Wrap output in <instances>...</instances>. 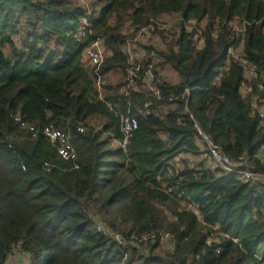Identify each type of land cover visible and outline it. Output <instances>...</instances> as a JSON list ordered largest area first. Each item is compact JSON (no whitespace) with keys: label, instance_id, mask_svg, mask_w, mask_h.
I'll list each match as a JSON object with an SVG mask.
<instances>
[{"label":"trees","instance_id":"1","mask_svg":"<svg viewBox=\"0 0 264 264\" xmlns=\"http://www.w3.org/2000/svg\"><path fill=\"white\" fill-rule=\"evenodd\" d=\"M89 6L0 0V264L17 245L29 264H264V189L199 162L206 152L195 128L264 171V0ZM170 15L181 19L175 40L141 61L144 72L150 54L160 56L159 95L141 79L126 94L125 46L136 35L126 30ZM98 41L103 93L84 61ZM241 60L256 68L250 93ZM127 110L138 126L123 149L115 112ZM47 128L65 134L75 158L60 154ZM182 155L197 160L177 165ZM108 230L156 238L123 250Z\"/></svg>","mask_w":264,"mask_h":264},{"label":"built area","instance_id":"2","mask_svg":"<svg viewBox=\"0 0 264 264\" xmlns=\"http://www.w3.org/2000/svg\"><path fill=\"white\" fill-rule=\"evenodd\" d=\"M90 3H91L90 1L82 0V5L88 9H90L89 6ZM86 25L88 24L86 23ZM180 25H181L180 22L177 24L174 23L165 24L162 22H157V23L153 22L150 25V28L154 29L153 31H158L168 35L175 36L179 31ZM125 33L127 35H132L133 33H136V35L133 38H130L128 40L125 46V53L126 56L128 57V62L130 65V68L128 69V76L126 81L127 83L125 87L126 94H128L131 90L135 89L137 81L141 79L143 84L148 90H151L156 95H159V89L157 87L159 78L158 75H156L157 73L156 71L158 70L157 69L158 63L162 62L160 56L156 53H153L150 56L151 62L146 67H144V72H142L143 66H141V62L137 60V56L139 53L138 39L140 37L139 36L140 33H138L137 35V31H135V28H130ZM104 56H105L104 50L100 41L94 43L90 48H88L84 55L85 64L91 70L94 81L96 83V87L100 92L104 87V80L101 74V67L104 62ZM241 64L244 68L245 71L244 76L246 78V81L242 83L241 88L243 92L250 93L251 88L248 86V82H251L253 79L257 77L256 68L246 60H241ZM262 78L264 82V75ZM254 105L256 106L255 101H254ZM108 106L112 111L114 110L113 105L109 104ZM187 112L188 111H186V113ZM260 112H261V116L264 118V109H261ZM115 113L117 117H119L121 120V132L124 136L123 141L119 143V145L123 149H126L133 131L137 129L138 126L137 120L135 117L131 115V112L129 110H127L126 112L116 111ZM191 118L193 117L191 116ZM195 128L198 134L200 135L202 143L204 144V150L206 152L205 156L209 158L217 168H220L227 174L237 175L240 179L250 184V186L255 188L257 191L262 192V190L264 189V171L261 172L255 168H251L245 161L233 160L228 155H226L222 151L220 146L215 144L212 141V139L208 135H206L197 124H195ZM45 134L47 135V137L50 138L52 142L59 143V152L65 159L75 158L74 149L72 148L69 141L66 139L65 134H63L60 131H56L52 128H47L45 130ZM258 158L264 164V145H262L259 148ZM177 159L175 160V162L178 165L179 163L177 162ZM95 226L97 230L101 232L104 229L105 224L100 220H97ZM107 232L108 235L112 239H114V241L117 242L118 245H120L123 250H128L131 246H135L136 242L148 244L149 242L155 240L156 238V233H150L143 235L141 237H131L130 241H127L123 236H121L118 233H115L111 230H108ZM172 237L173 235L170 233L161 235L162 243L167 244V240L171 239ZM217 252L219 253L220 251L218 250ZM23 255L25 256V258L29 259V256L22 252L20 245L15 246L8 256V263L12 262L17 257ZM127 257L128 254L124 253V260L127 259Z\"/></svg>","mask_w":264,"mask_h":264},{"label":"rangeland","instance_id":"3","mask_svg":"<svg viewBox=\"0 0 264 264\" xmlns=\"http://www.w3.org/2000/svg\"><path fill=\"white\" fill-rule=\"evenodd\" d=\"M73 4H79V2L81 3V0H70ZM79 1V2H78ZM90 1L91 0H87ZM96 1V0H93ZM96 7H99V4L96 5ZM158 21L165 23V24H177V23H181V19L178 15H170L167 17H163L162 19H159ZM194 23H189L187 28L191 29L193 27H195ZM205 26V22L203 24H201L199 27L200 28H204ZM130 29V28H129ZM154 29H151L150 26L148 27H144L141 28L139 31H137V35L139 34V39H138V56H137V60H139L140 62L144 59L147 60L149 58V55L147 58H145V56L147 55V49L148 48H152L154 49V52H160L163 51L165 52L167 50V44L170 43L171 41L175 40V36L174 35H168L162 32H158V31H153ZM127 31V30H126ZM136 31V29H135ZM198 46H201L200 43H197ZM236 55V54H235ZM151 56V54H150ZM232 56H234V54H232ZM172 77V76H171ZM173 78V77H172ZM120 76H113L112 79L110 78V80L108 82L111 81V83H118L120 81ZM103 93V90H102ZM186 158V157H184ZM208 159V160H206ZM181 160H183L181 157H179L177 159V162L179 163ZM192 161H196V158H191ZM200 161H205V163H207V165H212L215 169H217V167L211 162V160L207 157L199 158V162Z\"/></svg>","mask_w":264,"mask_h":264},{"label":"crops","instance_id":"4","mask_svg":"<svg viewBox=\"0 0 264 264\" xmlns=\"http://www.w3.org/2000/svg\"><path fill=\"white\" fill-rule=\"evenodd\" d=\"M186 157V158H184ZM206 157V156H205ZM182 159H189V161L191 163H195L196 161H192L191 158H196V157H193V156H181ZM208 160V159H206ZM207 167L211 168V169H214V167L212 165H207V163H205ZM191 210L193 211H196L195 208H191ZM199 215V214H198ZM29 259L28 258H25V256H19L17 257L16 259H14L12 262L8 263V264H29Z\"/></svg>","mask_w":264,"mask_h":264}]
</instances>
